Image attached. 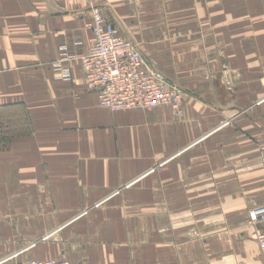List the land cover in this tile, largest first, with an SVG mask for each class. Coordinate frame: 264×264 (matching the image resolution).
<instances>
[{
	"label": "crops",
	"instance_id": "1",
	"mask_svg": "<svg viewBox=\"0 0 264 264\" xmlns=\"http://www.w3.org/2000/svg\"><path fill=\"white\" fill-rule=\"evenodd\" d=\"M91 9L181 88V118L100 108L77 60L55 80ZM255 206L264 0H0V264H262Z\"/></svg>",
	"mask_w": 264,
	"mask_h": 264
},
{
	"label": "built area",
	"instance_id": "2",
	"mask_svg": "<svg viewBox=\"0 0 264 264\" xmlns=\"http://www.w3.org/2000/svg\"><path fill=\"white\" fill-rule=\"evenodd\" d=\"M87 26L91 32V41L84 56L77 58L68 54L65 45L59 47V58L51 64L55 80L70 81L69 64L77 60L84 84L88 91L95 93L100 108L116 112L166 107L178 118L182 117L184 96L181 88L171 84L161 72L151 68L136 45L122 39L100 10H90ZM259 223L264 224V206H255L248 211L247 225L252 227ZM254 240L264 264V229L255 231ZM22 264L71 263L66 259H32Z\"/></svg>",
	"mask_w": 264,
	"mask_h": 264
}]
</instances>
